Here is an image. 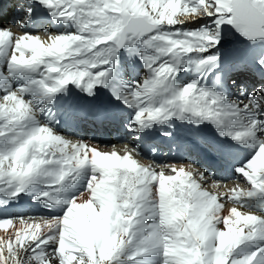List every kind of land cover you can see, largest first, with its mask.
I'll return each instance as SVG.
<instances>
[{
  "label": "snow or ice",
  "instance_id": "6c2138e0",
  "mask_svg": "<svg viewBox=\"0 0 264 264\" xmlns=\"http://www.w3.org/2000/svg\"><path fill=\"white\" fill-rule=\"evenodd\" d=\"M31 2L51 9L57 20L74 22L76 31L42 40L31 32L17 36L0 27V81L39 71L16 89L3 86L0 193L16 197L46 182L49 190L36 199L70 206L62 217L40 221L0 218V228H12L0 235V264H150L154 256L161 258L159 264H264V247L236 255L245 242L264 239V216L236 207L221 215V194L204 190L183 166L172 165L175 175H165L139 164L131 153L74 142L41 123L38 113L45 108L37 106L40 98H52L70 83L93 94L97 85H107L119 50L142 43L151 50L141 52L147 78L134 82L130 92L113 90L136 109L130 130L139 133L175 117L211 122L221 135L240 143L253 140L258 144L254 156L237 168L249 189H232L223 196L241 205L242 198L264 195V137L257 136L264 133L261 101L254 95L247 103L231 101L199 80L175 84L182 57L206 53L201 65L219 60L212 50L224 24L234 25L250 40L264 38V0ZM32 12L27 9V19ZM205 16L215 17L212 28L176 27ZM29 94L33 98L25 100ZM89 166L92 174L84 191L71 200L54 195L65 190L66 182L71 187L70 181Z\"/></svg>",
  "mask_w": 264,
  "mask_h": 264
},
{
  "label": "bare ground",
  "instance_id": "6f19581e",
  "mask_svg": "<svg viewBox=\"0 0 264 264\" xmlns=\"http://www.w3.org/2000/svg\"><path fill=\"white\" fill-rule=\"evenodd\" d=\"M9 1H11V0H9ZM28 4H32V3L28 2ZM13 8L16 9V11L14 13L9 12L8 14H6V16H4V18H2V15H0V27L10 29L17 36L23 35L25 32H31L34 35H39L42 40H47L51 36H46L44 33H40V32H46L44 29H47V28H48L49 32L57 31V30H54V28L56 27L58 29L64 23L63 20H60V22H59L58 20L53 18L52 14H51V9H49V8H47L41 4L40 9L37 10L35 13H33L31 18L28 19V20H30V24H32L31 28H27V27L16 28V27L11 26V25L9 27L6 24L3 25V22H4L3 20H5V19H7L8 21L10 19L12 21H14V19H16V21H24L23 19H27V17H26L27 13L22 12L19 8L17 9L16 5L13 6ZM0 14H5V11L1 12ZM209 18L211 19V23L213 24L215 17H209ZM50 20H53V23H51V24L54 27L44 26L46 23L50 22ZM5 26H7V27H5ZM64 27H66V29H68L70 31H76V25L75 24L69 25V26H64ZM177 27L185 30V28L187 26L185 24H182V25H177ZM32 28H36V29L38 28V29L33 30ZM40 29H41V31H39ZM36 31H38V33ZM220 33L222 35H224L225 33H229V32H227L226 28H224V29L221 28ZM57 34H59L58 31L55 35H57ZM225 35L222 37L220 36L221 40L223 38H224V40H222L221 45L219 42V44L213 50L218 51V50L222 49V51H223L227 47H229L230 43L226 39L227 37ZM238 40L239 41L236 40V43L243 46L244 42L241 40V38H239ZM127 47H128L127 53H120V57L117 58L114 63H115L116 70L118 73L117 82L119 84L123 85L127 89V91L130 92L131 89L134 87V82L142 80V79H139L140 69L141 68L145 69V75H146L145 78H147V76L149 74V70L146 67V64H142L141 62L137 61V59L135 58V51H137V50L146 51V49L144 48V45L142 43H137L136 45L127 44ZM248 47L250 49V52L252 51L253 48H255L256 51L253 55L260 56L259 47L257 45H254V43L248 42ZM125 67H129L131 69L130 74L126 73ZM37 73H39V71ZM194 73L196 74L194 76V80H199L202 86L213 88L214 90L218 91L216 78H210L209 77L204 82H202L201 78L198 76V71H193V74ZM244 73H245L244 74L245 76L250 75L249 71L244 72ZM30 74H33V73H29V74L24 75L22 77L27 78ZM181 78H182V76H176L175 84L177 87L184 86L181 82ZM5 84H10L11 89H13L14 87L17 88L19 85H21L19 83V78L13 77V76L8 77L7 80L0 81V96H2V92H4L3 86ZM66 88L68 89V91H67L65 97H70L72 99V101H74V102H78V101L91 102V103H94L97 105H102V104H104V103H106L112 99H114L116 101L123 102L121 99L117 98L116 94H114L112 92L111 84L109 82L107 83L106 86L105 85H97L95 87L94 93L91 95L88 94L83 89V87H77L73 83H70ZM43 107L45 108V111L42 113H38V120L41 123L46 122L50 126H52V124L54 122H56L58 118L66 116V109L64 106H62V100L61 99L54 101L51 105H46ZM127 107L129 109L136 110L135 107H130L128 105H127ZM184 121L188 122L189 119H185ZM212 124L213 123L207 122V121H205L203 123H199V124L194 126V131L196 132V134L202 133L204 137L211 135L216 139H224L225 138L224 135L219 136L212 130ZM190 131H191V129L188 131V134H190ZM59 134L65 138H67V139L74 141V142L75 141L87 142L89 145L95 146L101 151H108V152L117 151L120 155H124L126 153H131L133 159H135L134 158L135 152L138 151V148L135 145L136 143H133L131 141H130V143H131L130 145H126L125 143H123V144L119 145L117 148L115 146L114 147L110 146L111 147L110 149H106L107 148L106 146L100 147L99 144H97L91 140L75 138L74 136H68V135L61 134V133H59ZM189 138L190 137L188 135L185 136L183 139V142H187V140ZM0 143H2V142H0ZM150 163L152 164V161H147L146 159H143V161L140 162L139 164L152 169L149 165ZM160 163H162L161 160H160ZM154 164H156V163H154ZM164 164H167L169 166L175 165L177 167V169L179 167L183 166L187 171H190L193 173L194 179H195V177H197V175H200L199 181L200 182L205 181V178L203 176H201V174H196V172L198 171L196 165H194V164L192 165L188 162H183L179 159L178 156H174L173 158L168 159V161H166ZM91 174H92L91 167L89 166L86 169V171L78 179H76L75 181H70L71 187H68L67 186L68 182H66L65 190L60 192V193H55V195L63 198L64 200H71L73 197H76L80 192H82L86 189L87 182H88ZM174 175H175V172H174ZM41 184H43L44 186H47L46 182H41V183H37V184L30 186L29 191L32 192L31 197H29L30 200H24V198H23L21 201L15 203V205H11V204H9L7 206L4 204L0 205V218L23 216L25 219H28L30 221L32 219L40 221L42 218H50V215H52L53 217H62L66 213V210L70 206V204L69 203H62L59 205L50 204V206H46L45 205L46 202L44 201L45 198H43V197L41 199H39L41 201L38 202L37 201L38 199H36V197L41 192L49 190V188H46V187L42 186ZM201 187H202V185H201ZM215 190H216V194H221L220 203H222L224 205V208L221 210V215H227L231 208L236 207L242 212H246V213L252 212L253 214H258V215L264 216V199L258 203H253V204H245V205L235 204V205H232L230 203V199H227L226 197L223 196L224 193H228V192L220 191V189H218V188H216ZM212 193H214V191ZM3 194L7 195L6 192ZM20 195L24 196L25 193L24 194L21 193ZM34 204H37L38 207L32 206ZM246 207H249L250 209L246 208ZM218 227L223 228L224 226L221 224V225H218ZM11 232H12L11 226H6V228H0V235L6 236ZM48 247L51 248V247H54V245H49ZM261 247H264V239H257L254 241H248V242H245L244 244H242L239 249H237L236 255H244L246 253L254 252ZM160 259H161L160 257L154 256V257L150 258V264H159Z\"/></svg>",
  "mask_w": 264,
  "mask_h": 264
},
{
  "label": "rangeland",
  "instance_id": "374dc122",
  "mask_svg": "<svg viewBox=\"0 0 264 264\" xmlns=\"http://www.w3.org/2000/svg\"><path fill=\"white\" fill-rule=\"evenodd\" d=\"M205 19H208V17L207 16H205V17H202V18H198V19H196L195 20V22H189L190 24L192 23L193 24V26H202L204 23L202 22L203 20H205ZM3 25H5V23L3 22ZM227 25V24H226ZM44 26H47V23L44 25ZM187 28V27H186ZM186 28H185V30H186ZM225 27H223L222 29H224ZM48 29V28H47ZM195 30H198V28H196ZM38 33V32H37ZM40 33H44L46 36H54L56 33H57V31H52V32H49V30L48 31H46V32H40ZM229 35V33H226V37ZM239 39V37H237L236 38V40L237 41H239L238 40ZM243 41V40H242ZM221 37H220V45H221ZM216 48V47H215ZM263 48H264V46H263ZM220 51H222V49H220V50H218V52H220ZM255 48H253L252 49V51H251V53L252 54H254L255 53ZM259 52L261 53V50H259ZM182 58H184V57H182ZM119 145H121V144H115V145H113V146H111V144L110 145H106V149H110L111 147H118ZM111 146V147H110ZM135 155V154H134ZM136 156V155H135ZM142 162V161H141ZM155 169H157L156 170V172H159V171H163L164 173H166V174H169V173H171V170H169V169H167L166 167H161L160 169H158V168H155ZM154 169V170H155ZM204 176V175H203ZM202 186H203V189H208L207 191H209V192H211L212 190H213V188L211 187V184L209 183V182H207V183H203L202 182ZM208 187V188H207ZM210 188V189H209ZM214 191V190H213ZM212 191V192H213ZM211 192V193H212ZM215 192V191H214Z\"/></svg>",
  "mask_w": 264,
  "mask_h": 264
}]
</instances>
